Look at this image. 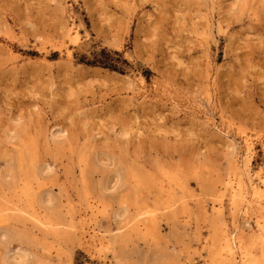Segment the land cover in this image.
Here are the masks:
<instances>
[{
	"label": "rangeland",
	"instance_id": "rangeland-1",
	"mask_svg": "<svg viewBox=\"0 0 264 264\" xmlns=\"http://www.w3.org/2000/svg\"><path fill=\"white\" fill-rule=\"evenodd\" d=\"M263 227L264 0H0V264H264Z\"/></svg>",
	"mask_w": 264,
	"mask_h": 264
},
{
	"label": "trees",
	"instance_id": "trees-1",
	"mask_svg": "<svg viewBox=\"0 0 264 264\" xmlns=\"http://www.w3.org/2000/svg\"><path fill=\"white\" fill-rule=\"evenodd\" d=\"M92 55L93 60L87 61V64L97 65L115 71L118 70L114 62L119 61L121 55L117 51H109L105 48H102L98 52L92 53Z\"/></svg>",
	"mask_w": 264,
	"mask_h": 264
},
{
	"label": "bare ground",
	"instance_id": "bare-ground-1",
	"mask_svg": "<svg viewBox=\"0 0 264 264\" xmlns=\"http://www.w3.org/2000/svg\"><path fill=\"white\" fill-rule=\"evenodd\" d=\"M248 146V145H247ZM248 150V149H247ZM241 186V185H240ZM243 186V185H242ZM244 189V188H243ZM241 191H243V190H241ZM239 192V191H238ZM240 195V194H239ZM235 198V197H234ZM234 198H232V199H234ZM233 201V200H232ZM218 208V207H217ZM219 209V208H218ZM260 225H262V224H260ZM259 228V227H258ZM225 230V229H224ZM237 230V229H236ZM263 230H264V227H263ZM233 231H235V230H233ZM260 231V230H259ZM233 233V232H232ZM234 234V233H233ZM235 235V234H234ZM234 235H232V234H229L228 233V231H227V233H225L224 235H223V237H222V240H221V246H222V248L223 249H225V251L224 252H228L230 255H233V252H234V250H237V249H234L235 247H236V241H235V236ZM4 236V235H3ZM0 238H1V236H0ZM3 238V237H2ZM236 244V245H235ZM217 252V251H216ZM222 252V251H221ZM220 252V253H221ZM226 252V253H227ZM219 253V252H218ZM219 253V254H220ZM248 253V252H247ZM242 254H243V252H242ZM251 254V253H250ZM244 255V254H243ZM246 256H248V254H246ZM230 257V256H229ZM234 257V256H233ZM232 258V257H231ZM247 258V257H246ZM251 258H252V256H251ZM222 259V258H221ZM242 259V258H241ZM248 259H250V258H248ZM232 259H230L229 261H231ZM243 260H245V259H243ZM251 260H253V258L251 259ZM256 261H257V259H255ZM222 261L223 260H221V263H222ZM238 261H239V259H238ZM242 261V260H241ZM232 262V261H231ZM248 262V261H247ZM250 262V261H249ZM258 262V261H257ZM214 263V262H213ZM225 263V262H224ZM236 263V262H235ZM240 263V262H239ZM239 263H237V264H239ZM243 263H245V262H243ZM250 264V263H249ZM251 264H254V262L253 263H251ZM259 264H261V263H259Z\"/></svg>",
	"mask_w": 264,
	"mask_h": 264
}]
</instances>
